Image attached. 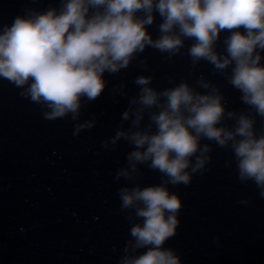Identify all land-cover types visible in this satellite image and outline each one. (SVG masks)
<instances>
[{
  "label": "clouds",
  "instance_id": "obj_1",
  "mask_svg": "<svg viewBox=\"0 0 264 264\" xmlns=\"http://www.w3.org/2000/svg\"><path fill=\"white\" fill-rule=\"evenodd\" d=\"M157 15L154 39L148 28ZM146 48L169 60L187 55L193 66L209 63L248 109L227 110L220 89L202 76L192 86L182 81L157 91L152 77L141 75L121 116L130 127L102 142L108 148L124 140L132 148L115 173L116 181L133 184L117 190L131 225L119 264H182L174 249L164 247L176 234L182 208L168 186H188L207 170L212 148L202 141L228 149L232 161L226 166L234 163L238 180L255 184L264 198V127H256V117L264 119V0H59L44 11L27 9L0 26V78L41 105L45 120L70 115L77 121L82 101L91 103L105 90V73L127 69ZM94 126L95 120L78 123L74 135ZM141 165L158 172L160 183H136Z\"/></svg>",
  "mask_w": 264,
  "mask_h": 264
},
{
  "label": "water",
  "instance_id": "obj_2",
  "mask_svg": "<svg viewBox=\"0 0 264 264\" xmlns=\"http://www.w3.org/2000/svg\"><path fill=\"white\" fill-rule=\"evenodd\" d=\"M58 3L0 0V26L27 9L44 11ZM160 22L157 15L148 28L154 39ZM224 35L218 51H223ZM141 75L152 77L150 86L157 91L182 81L192 86L202 76L220 89L227 110L248 111L240 93L209 63L193 66L187 55L169 60L152 48L120 73H105V90L91 103L82 101L77 121L70 115L45 120L41 105L0 78V264H119L131 225L128 213L120 210L117 190L133 184L116 181L115 173L126 166L132 148L124 140L108 148L102 142L130 127L131 121L122 122L121 116L139 91L133 81ZM86 120H95V126L74 135L75 125ZM256 120L258 129L264 127V119ZM147 121L145 116L142 126ZM201 143L212 148L207 170L194 175L188 186H168L182 208L176 234L164 247L174 249L182 264H264V198L255 184L238 180L234 163L226 166L232 161L228 149ZM139 168L136 183L141 187L160 183L158 172Z\"/></svg>",
  "mask_w": 264,
  "mask_h": 264
}]
</instances>
